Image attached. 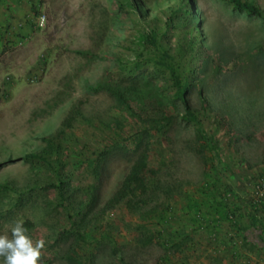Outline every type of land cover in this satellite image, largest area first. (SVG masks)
I'll list each match as a JSON object with an SVG mask.
<instances>
[{
    "label": "rangeland",
    "instance_id": "obj_1",
    "mask_svg": "<svg viewBox=\"0 0 264 264\" xmlns=\"http://www.w3.org/2000/svg\"><path fill=\"white\" fill-rule=\"evenodd\" d=\"M188 1L182 8L181 0H140L145 7L132 0H0V184H25L33 162L25 154L38 151L43 136L58 133L74 107V124L62 139L67 171L82 186L94 183L88 157L110 150L100 186L103 206L137 158L129 137L148 115L172 121L167 131L149 138V167L158 177L149 174L152 190L141 211L120 204L95 224L92 209L87 219L93 222L84 228L80 220L71 222L58 200L52 212L33 207V216L27 215L36 225L28 234L46 241L40 264H264L263 245L244 244L229 222L213 228V198L203 194L210 180L226 205L238 203L252 212L254 201L264 202V0H255L263 16L236 9L230 0ZM188 6L198 17L191 18ZM195 29L203 33L199 42H184ZM167 50L173 57L165 60ZM170 65L188 85L189 102L218 150L208 148L199 126L183 118L185 105L174 96ZM106 77L142 84L143 100L132 102L134 111L89 90ZM141 103L147 110L137 116ZM6 191L0 188V197ZM190 197L210 208L197 230L185 211ZM56 198L52 190L50 200ZM168 205L172 223L159 217ZM155 206L158 212L144 213ZM23 215L0 221V234H10L15 221L26 220ZM145 222L158 233L148 245L140 243L137 231ZM77 231L85 238L78 240ZM170 234L190 240L180 252L167 254ZM227 242V250L240 255L228 258Z\"/></svg>",
    "mask_w": 264,
    "mask_h": 264
},
{
    "label": "trees",
    "instance_id": "obj_2",
    "mask_svg": "<svg viewBox=\"0 0 264 264\" xmlns=\"http://www.w3.org/2000/svg\"><path fill=\"white\" fill-rule=\"evenodd\" d=\"M135 2L132 0V3H134L135 6L139 5L145 7L140 0H135ZM230 2L236 9L246 10L249 13L263 16V10L261 6L255 3V0H230ZM189 3L188 0H181L180 7L183 8L185 4ZM155 5L157 6V4ZM36 9L37 6L35 5L34 10ZM186 11L190 13L193 12L191 18L198 17L190 6L186 7ZM202 34L203 33H201L200 29H195V32L192 30L191 35L188 32L187 38H183V41L188 43L199 42V36ZM157 37L158 35L153 32L151 35L152 43L156 44ZM200 47L203 50L205 49L203 44H200ZM196 50L198 53H202V50ZM161 56L165 60L166 58L171 59L173 57L168 50L162 53ZM170 68L173 74L174 85L176 87L174 96L185 105V111L182 113L183 118L193 121L199 126L198 130L202 137L206 138L205 142L208 148L218 150V142H216L215 137H207L202 121L198 118L196 110L192 108L189 102L187 97L188 85L183 81L182 76L177 72L174 66L170 65ZM88 87L91 91L105 92L117 100L118 103H123L129 106V109L132 111L135 110L131 105L132 102H136V99H140V101L143 100L138 97V94L143 90V86L137 80H115L106 77L96 85H89ZM139 108L140 113H135L137 116L147 110L145 103H141ZM72 109L73 110L64 119L62 123L63 126L59 129L58 133L43 136L44 144L39 147L38 151L25 154L27 158H31L33 161L31 169H29V173L27 174L25 184L21 185L12 179L0 184L1 190H7L5 195L0 197V221L15 217L17 214L23 212V216H27L26 220L23 221L24 225L28 231H30L36 225L30 216L32 215L33 207H39L43 210L49 209L50 212H52L53 210H58L59 207L55 204V201L58 200L60 206L68 211V217L71 222L75 224L80 220L82 226L86 228L93 221L95 224H98L104 218L107 211L114 210L120 204H125L132 213L141 211V209L147 205V193L152 190L150 188L151 181L149 179V174L157 175L158 177V170L150 169L149 167V154L151 150V141L149 138H151L153 132L164 133L167 131L172 124L171 117H168L169 121L167 123H162L161 120L165 119L163 115H148L144 122L146 125L142 127L140 131H135V133L129 137L131 139V144L134 146V151L137 153V158L131 165L129 171L125 174L119 188L105 201V204L101 206L100 186L111 151L104 148L101 149L95 157H88V167L91 169L96 180L94 183L82 186L75 182L73 174L67 171L69 164L68 158L65 157L62 140L63 135L66 134L68 128L73 126L76 118L75 113L77 112V109L74 107ZM205 176H210L209 171L206 172ZM207 183L208 185L205 187L203 194H205L206 200L213 198V202L210 204L213 208L210 214L212 216L210 217L212 219L213 228H217V226L221 225L223 226L225 223L229 222L236 230L234 232L243 239L244 244H248L252 249L261 245L264 246V217H259L257 213L258 210H261L263 211L264 216V202L260 200L259 203L256 201H254L252 205L250 203L251 206L256 208V210H252V212L241 207L238 203H236V205H226L223 199H221V201L218 200L213 187L210 188V185L212 184L210 180L207 181L206 184ZM160 188L163 189L164 187L161 185L157 187V189ZM52 190L57 192V198L54 199V202L50 200V193ZM164 192L167 195H171L168 188H165ZM14 193H16V197L13 200L9 199L8 201H5L7 196H11ZM201 201L202 199L190 197L188 199L187 209H185L190 220L196 225L194 230L200 228L202 219L205 220L207 216L206 214L210 211V208L204 205ZM97 205L101 206L99 210H95ZM170 208L169 205L164 208L166 210V215L160 212L159 217L165 221H169L168 218H171L169 223H172L173 217H169L167 212ZM92 209L94 212L93 221L92 219H87V215ZM158 210L159 208L155 206L145 210L144 213L150 211L158 212ZM178 218L181 217L178 216ZM208 226L210 225L208 224L207 227ZM137 231L142 234L139 238L142 245L150 244L156 239V235H158V233H154L150 230L149 225L146 222L140 224ZM77 232L79 235L78 240L85 238L83 237L82 232ZM174 232L178 234L176 230ZM188 236L189 235L183 234V239L179 240L178 237L170 234L168 236V245L166 247L167 254L178 253L185 248L186 242L190 240V236L189 238ZM229 246H231V244L228 243L227 247ZM72 249H74V246H72ZM65 256L68 262H75V257L72 251H67ZM165 258L170 260L171 256L169 255ZM78 264H83V262L79 260Z\"/></svg>",
    "mask_w": 264,
    "mask_h": 264
},
{
    "label": "clouds",
    "instance_id": "obj_3",
    "mask_svg": "<svg viewBox=\"0 0 264 264\" xmlns=\"http://www.w3.org/2000/svg\"><path fill=\"white\" fill-rule=\"evenodd\" d=\"M46 241L33 240L22 220L13 223L9 232L0 234V257L3 264H40Z\"/></svg>",
    "mask_w": 264,
    "mask_h": 264
},
{
    "label": "crops",
    "instance_id": "obj_4",
    "mask_svg": "<svg viewBox=\"0 0 264 264\" xmlns=\"http://www.w3.org/2000/svg\"><path fill=\"white\" fill-rule=\"evenodd\" d=\"M225 246H226V250H227V248L229 249V247H227L228 246V242L227 243H225ZM223 254H221V255H219V256H221V258H223V257H225L224 255H225V252L223 251L222 252ZM238 255H240V253H237L236 251H233V252H230L229 250H227V256H228V258H229V256L231 257V259L233 258V257H237ZM225 259V258H224ZM225 263V262H224Z\"/></svg>",
    "mask_w": 264,
    "mask_h": 264
},
{
    "label": "built area",
    "instance_id": "obj_5",
    "mask_svg": "<svg viewBox=\"0 0 264 264\" xmlns=\"http://www.w3.org/2000/svg\"><path fill=\"white\" fill-rule=\"evenodd\" d=\"M43 20H44V16H43Z\"/></svg>",
    "mask_w": 264,
    "mask_h": 264
}]
</instances>
